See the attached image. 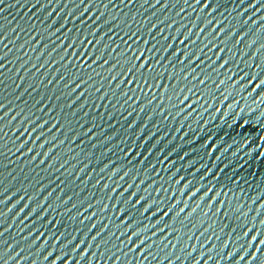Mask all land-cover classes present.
<instances>
[{
    "label": "water",
    "instance_id": "obj_1",
    "mask_svg": "<svg viewBox=\"0 0 264 264\" xmlns=\"http://www.w3.org/2000/svg\"><path fill=\"white\" fill-rule=\"evenodd\" d=\"M0 8V264H264V0Z\"/></svg>",
    "mask_w": 264,
    "mask_h": 264
},
{
    "label": "snow or ice",
    "instance_id": "obj_2",
    "mask_svg": "<svg viewBox=\"0 0 264 264\" xmlns=\"http://www.w3.org/2000/svg\"><path fill=\"white\" fill-rule=\"evenodd\" d=\"M184 2L187 4V2H188V0H184ZM4 3V0H0V4H3ZM196 3L197 4H199L200 3V0H196ZM241 3H243V0H241ZM257 3H259V0H257ZM208 5H205L204 7H207ZM250 7H253V5H250ZM4 9L3 8H0V12H2ZM203 10V9H202ZM246 23V22H245ZM153 27H155V25H153ZM201 31H203V29L201 30ZM133 35H135V34H133ZM98 43V42H97ZM147 43V42H146ZM181 43H184V41H181ZM69 47H72V44H70L69 45ZM166 47H171V45H167ZM136 59H142V56H140V57H135ZM62 59H63V57H62ZM97 60L99 59V58H96ZM189 59H190V57H189ZM95 62V61H94ZM103 63L104 64H107L108 63V61L107 60H105V61H103ZM0 67H3V65H0ZM141 67H147V65L145 64V65H141ZM257 67H259V66H257ZM129 71H132V69H129ZM112 79H116V77H112ZM252 79H256V77H252ZM261 85H264V81H261V83L260 84H257L256 85V88H260V86ZM76 88H79L80 87V85H79V83H77L76 84V86H75ZM75 89H73V91H74ZM0 107H2V105H0ZM33 131H35V129H33ZM29 151H31V149H29ZM83 169H81V171H82ZM124 179V177H121V180H123ZM98 183H99V181H98ZM104 187L105 188H107L108 186L107 185H104ZM129 187H131V185L129 186ZM111 191H115V189L113 188ZM125 191H127V190H125ZM197 191H199V190H197ZM121 195H123V193H121ZM132 195H135L134 193H132ZM193 195H195V193L193 194ZM111 198V197H110ZM140 201L139 200H136L135 201V203L136 204H138ZM0 203H2V201H0ZM103 207H107L106 205H103ZM133 207H135V205H133ZM173 207H175V206H173ZM147 211H149V209H145V212H147ZM171 211V209H169V212ZM169 212H163V216H168V214H169ZM180 212L182 213V212H184V208H181L180 209ZM93 215H95V213H93ZM121 221H123V220H121ZM94 227V226H93ZM126 228H130L131 227V224H127L126 226H125ZM251 229H249V231H250ZM153 234H155V233H153ZM248 235V231H245L244 233H243V236H247ZM260 235V233L258 232L257 233V235H255V236H252L251 237V239L248 241V245H249V247L251 246V244H252V241H255L256 239H257V236H259ZM96 236H99V233L97 232V234H96ZM96 236H93L92 237V239L93 240H95L96 239ZM133 236H139V235H137L136 233H135V230L134 231H132V235L131 236H129V240H131V238L133 237ZM190 238V237H189ZM240 239V237L239 236H237V240H239ZM81 243H83V241H81ZM144 243V241L142 240L141 242H140V244L142 245ZM226 244V243H225ZM259 244L260 245H264V240H260L259 241ZM138 246V245H137ZM76 247H79V245H77ZM73 251H75V249H73ZM209 251H211V249H209ZM257 251H259V248H257ZM246 254V253H245ZM49 255H51V253H49ZM82 256H83V254H81ZM229 256H231V253H229ZM45 259H47V257H45ZM59 259H61V257L60 256H57L56 257V259L55 260H53L52 261V264H56V261L57 260H59ZM244 259V256L243 255H241L240 256V260H243ZM253 259H255V256H253ZM237 264H239V261H237Z\"/></svg>",
    "mask_w": 264,
    "mask_h": 264
}]
</instances>
